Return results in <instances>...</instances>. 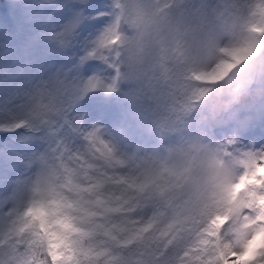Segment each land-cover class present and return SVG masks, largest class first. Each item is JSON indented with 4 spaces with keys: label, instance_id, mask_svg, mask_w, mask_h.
I'll list each match as a JSON object with an SVG mask.
<instances>
[{
    "label": "snow or ice",
    "instance_id": "snow-or-ice-1",
    "mask_svg": "<svg viewBox=\"0 0 264 264\" xmlns=\"http://www.w3.org/2000/svg\"><path fill=\"white\" fill-rule=\"evenodd\" d=\"M208 15L198 0L0 2V264H264V82L249 86L264 0L195 75L207 87L174 97ZM218 86L240 103L213 117L196 106Z\"/></svg>",
    "mask_w": 264,
    "mask_h": 264
},
{
    "label": "clouds",
    "instance_id": "clouds-1",
    "mask_svg": "<svg viewBox=\"0 0 264 264\" xmlns=\"http://www.w3.org/2000/svg\"><path fill=\"white\" fill-rule=\"evenodd\" d=\"M198 2L209 5V15L196 20L190 29L189 43L185 50L186 59L172 85L171 95L177 98L191 95L195 99L199 91L207 87L206 84L195 79V75L210 72L216 63L223 59L219 49L228 46L233 35L240 33L241 22L251 16V5L255 3V0H198ZM210 30L215 35L214 47L207 44ZM125 31L127 32L128 29L125 28ZM124 55L127 58L132 53L126 52ZM250 63L254 73L250 77L251 88L253 85L264 82V53L254 56ZM232 79L229 77V80ZM223 94L218 86L207 96L199 99L196 107L207 104L209 112L214 117L227 105L240 103V99H231L230 94L228 99H221ZM207 119H209L208 116H201L196 123L200 124ZM212 146L215 147V145Z\"/></svg>",
    "mask_w": 264,
    "mask_h": 264
},
{
    "label": "rangeland",
    "instance_id": "rangeland-1",
    "mask_svg": "<svg viewBox=\"0 0 264 264\" xmlns=\"http://www.w3.org/2000/svg\"><path fill=\"white\" fill-rule=\"evenodd\" d=\"M0 2H2V0H0Z\"/></svg>",
    "mask_w": 264,
    "mask_h": 264
}]
</instances>
